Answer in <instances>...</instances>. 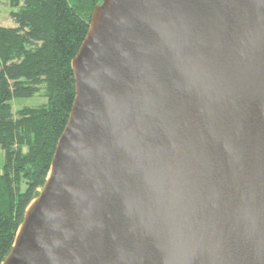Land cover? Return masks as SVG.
Instances as JSON below:
<instances>
[{
	"label": "water",
	"instance_id": "95a60500",
	"mask_svg": "<svg viewBox=\"0 0 264 264\" xmlns=\"http://www.w3.org/2000/svg\"><path fill=\"white\" fill-rule=\"evenodd\" d=\"M2 264H264V0H102Z\"/></svg>",
	"mask_w": 264,
	"mask_h": 264
},
{
	"label": "trees",
	"instance_id": "16d2710c",
	"mask_svg": "<svg viewBox=\"0 0 264 264\" xmlns=\"http://www.w3.org/2000/svg\"><path fill=\"white\" fill-rule=\"evenodd\" d=\"M11 2L15 26H0V264L48 176L75 98L72 60L102 0ZM36 94L46 102L15 116L11 101Z\"/></svg>",
	"mask_w": 264,
	"mask_h": 264
},
{
	"label": "rangeland",
	"instance_id": "374dc122",
	"mask_svg": "<svg viewBox=\"0 0 264 264\" xmlns=\"http://www.w3.org/2000/svg\"><path fill=\"white\" fill-rule=\"evenodd\" d=\"M11 3V0H0V26H15L10 13L17 8L13 7ZM45 102L46 98L41 94H36L31 97L14 98L11 101L12 112L16 116L17 111L23 107H37Z\"/></svg>",
	"mask_w": 264,
	"mask_h": 264
}]
</instances>
